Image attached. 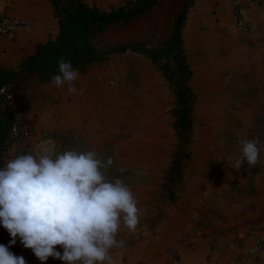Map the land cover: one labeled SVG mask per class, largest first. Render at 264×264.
<instances>
[{"label":"crops","instance_id":"0c3cea01","mask_svg":"<svg viewBox=\"0 0 264 264\" xmlns=\"http://www.w3.org/2000/svg\"><path fill=\"white\" fill-rule=\"evenodd\" d=\"M239 1L13 0L27 26L0 41V84L21 96L32 153L95 149L112 159L106 175L130 187L139 209L136 229L118 233L117 264H264V0L240 27ZM119 12L126 19H108ZM62 57L82 94L51 84ZM242 138L259 140L260 162L237 169ZM12 150L0 121V167ZM198 219L216 225L208 232ZM9 241L0 227V244ZM9 250L40 264L19 240Z\"/></svg>","mask_w":264,"mask_h":264},{"label":"clouds","instance_id":"9594fccd","mask_svg":"<svg viewBox=\"0 0 264 264\" xmlns=\"http://www.w3.org/2000/svg\"><path fill=\"white\" fill-rule=\"evenodd\" d=\"M78 77L62 57L51 84L82 94L75 87ZM239 144L235 167L257 165L259 140L242 138ZM112 164L95 149L57 152L48 146L8 159L0 167V227L10 241L0 244V264H26L9 250L17 240L40 264L50 257L62 264H117L112 250L125 246L118 233L136 229L139 209L130 187L106 175Z\"/></svg>","mask_w":264,"mask_h":264},{"label":"built area","instance_id":"2783aa9c","mask_svg":"<svg viewBox=\"0 0 264 264\" xmlns=\"http://www.w3.org/2000/svg\"><path fill=\"white\" fill-rule=\"evenodd\" d=\"M12 7L13 0H0V41H14L23 26L22 21L12 13ZM235 14L236 24L240 27L243 25L241 13L235 11ZM0 89L5 90L0 92V121L7 126V137L13 149L11 158L18 154L32 153L31 129L18 118L17 114L21 96L9 81L1 83ZM259 246L264 250V240L259 242ZM57 250H60L58 246ZM45 264H62V262L50 257Z\"/></svg>","mask_w":264,"mask_h":264},{"label":"rangeland","instance_id":"374dc122","mask_svg":"<svg viewBox=\"0 0 264 264\" xmlns=\"http://www.w3.org/2000/svg\"><path fill=\"white\" fill-rule=\"evenodd\" d=\"M260 1L261 0H241V1H239V2H237V3H235L234 4V7H233V15H234V18L236 17L235 15V11H239L240 13H241V17L243 18L242 20H244V17L248 14V10L250 9V4H252L253 2H255L256 4H260ZM263 1V0H262ZM150 3H152V1H150ZM142 4H144V3H142ZM145 4H148L147 2H145ZM150 5V4H149ZM210 12V11H209ZM126 15H127V13H124V14H121L120 12L118 13V16H116V17H114V19H110V20H112V21H116V20H118V19H126L125 17H126ZM17 17L22 21V23H23V26H22V28H25L26 26H27V23L25 22V21H23L18 15H17ZM121 17V18H120ZM98 18H101V16L100 15H98ZM214 19V16L212 17L211 16V14H210V16L208 17L207 15H205V14H203L202 15V17H201V19H203V20H207V19ZM235 20V23H236V18L234 19ZM183 24V23H182ZM236 26H237V24H236ZM21 30V29H20ZM23 30V29H22ZM210 35H211V38L213 37V35L214 34H212V33H210ZM201 37V34L200 33H197L196 31H194V34H193V38H194V40L195 41H197V42H191V40H190V43H193L192 45H193V47H194V49H196V51L198 52L199 50H200V48H201V45H202V43H204V40L201 42V39L202 38H200ZM195 38H198V39H195ZM226 40V39H225ZM225 40H223V42L225 41ZM211 47V46H210ZM109 48V47H108ZM114 49L115 47H110L109 49ZM118 50V49H117ZM206 50H207V48H206ZM208 51V50H207ZM215 155H217V150L215 149V150H213L212 152H211V156H210V158H209V163H211V164H214L215 165V163L217 162V158H216V156ZM213 192H215V195L213 196V195H211V191L209 192V196L208 197H215L216 196V192H217V189H214L213 190ZM201 219V218H200ZM200 219H198L197 221H194V225H196V226H194V227H197V226H201V227H203V225L204 224H206L207 225V223H206V220L204 221V220H200ZM216 225V221L215 220H210V221H208V225H207V230H210V231H208V232H211L212 230H213V227ZM264 240V239H263ZM263 240H261L260 239V242L261 241H263ZM261 258L260 259H262V261H264V250H262V252H261V256H260ZM177 264H181V262L179 261V259L177 258ZM190 264H209L208 262H205V261H201V260H198V259H196V258H193L191 261H190Z\"/></svg>","mask_w":264,"mask_h":264},{"label":"trees","instance_id":"16d2710c","mask_svg":"<svg viewBox=\"0 0 264 264\" xmlns=\"http://www.w3.org/2000/svg\"><path fill=\"white\" fill-rule=\"evenodd\" d=\"M92 18L95 20L96 19V15L92 12ZM102 18V17H101ZM104 18V17H103ZM121 18V17H120ZM108 19H114V18H110V17H108ZM48 51H49V53H52V49L50 48V49H48Z\"/></svg>","mask_w":264,"mask_h":264}]
</instances>
